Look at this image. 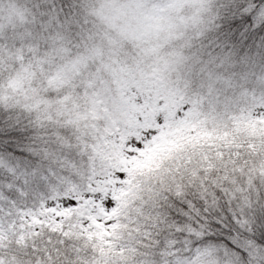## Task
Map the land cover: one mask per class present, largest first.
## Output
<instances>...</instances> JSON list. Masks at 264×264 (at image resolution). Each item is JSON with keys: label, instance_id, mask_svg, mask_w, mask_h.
Masks as SVG:
<instances>
[{"label": "snow or ice", "instance_id": "obj_1", "mask_svg": "<svg viewBox=\"0 0 264 264\" xmlns=\"http://www.w3.org/2000/svg\"><path fill=\"white\" fill-rule=\"evenodd\" d=\"M0 264H264V0H0Z\"/></svg>", "mask_w": 264, "mask_h": 264}]
</instances>
